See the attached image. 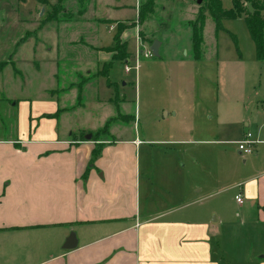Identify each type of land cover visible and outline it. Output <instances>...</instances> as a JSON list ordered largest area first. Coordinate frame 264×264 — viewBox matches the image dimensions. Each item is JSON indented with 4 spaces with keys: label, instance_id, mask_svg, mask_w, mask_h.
Segmentation results:
<instances>
[{
    "label": "rangeland",
    "instance_id": "374dc122",
    "mask_svg": "<svg viewBox=\"0 0 264 264\" xmlns=\"http://www.w3.org/2000/svg\"><path fill=\"white\" fill-rule=\"evenodd\" d=\"M148 1L0 0V139L22 137L20 117L37 93L44 94L40 86L55 83L57 94L63 90L65 98L34 99L46 112L56 107L50 101L66 106L55 116L59 128L53 138L73 131L82 138L92 133L96 154L111 144L141 140L125 157L127 162L141 163L142 178L148 170L151 182L160 176L174 178L180 193L169 204L184 214L182 220L219 219L222 233L213 237L214 262L264 264V224L239 227L243 213L235 200L241 169L255 153H239V142L246 131L259 128L264 138V59L244 16L224 18L216 28L207 0H150L152 12L146 10L140 25V49L134 26L123 34L129 63L127 58L100 62L93 49L96 32L98 42L112 45L123 24L110 23L137 20ZM181 1H190L192 7ZM167 2L168 9L175 8L162 15ZM220 3L223 9L233 6V0ZM201 12L204 56L195 59L191 24L193 14ZM98 18L108 20L99 25ZM152 37L161 43L159 56L150 52ZM20 38L21 44H14ZM56 50L63 62L53 76ZM15 52L22 60L20 72L4 64ZM34 58L42 66L36 68ZM40 119L45 118L38 117L37 124ZM45 133L41 136H49ZM149 194V201L141 199L142 211L161 196L157 191ZM19 237L23 246L14 243ZM29 237L0 233V264H34Z\"/></svg>",
    "mask_w": 264,
    "mask_h": 264
},
{
    "label": "crops",
    "instance_id": "0c3cea01",
    "mask_svg": "<svg viewBox=\"0 0 264 264\" xmlns=\"http://www.w3.org/2000/svg\"><path fill=\"white\" fill-rule=\"evenodd\" d=\"M169 3L163 4L162 15L175 8L172 5L168 9ZM178 3L188 9L191 6L190 1ZM142 7L152 12L147 2ZM139 15L140 9L137 20L119 18L116 23H110V27L123 24L119 28L121 34L114 37L112 45L98 42L100 35L96 32L93 49L100 62L106 64L109 58H114L117 38L125 44L122 55L129 57L125 47L127 37L123 35L129 26L137 31L140 49L139 31L143 19ZM193 16L195 19L196 14ZM107 20L98 18V24H105ZM23 39L14 44L20 45ZM56 52L58 59L51 60L53 76L63 62L59 58L61 51ZM38 61L34 58L36 68L42 66ZM129 61L127 58L126 63ZM21 62L15 52L4 64L17 68ZM125 71L130 72L126 68ZM54 84L40 86L45 92L37 93L34 99L50 100L55 95L58 99L65 98L66 92L62 90L57 94L55 87L59 86ZM34 99L20 117L24 119L22 137L0 139V233L30 234V245L35 249L31 254L34 264H216L213 237L222 233L219 219L182 220L184 214L169 204L180 193L174 178L160 176L151 182L147 178L148 170L144 172L146 178H142L141 163L127 162L125 157L132 155L133 146L141 140L111 144L96 154L93 152L96 141L86 139L85 134L82 138L73 131L68 132L67 137L55 139L53 133L59 125H55L54 119L66 106L50 101V106L56 107L46 112ZM174 114L177 115V110ZM38 117L45 119L37 124ZM42 131L49 136H41ZM247 133H251L256 142L255 153L241 169L239 191L235 195V200L237 195L243 199L242 203L236 200L243 213L238 224L241 228L252 223L264 224L263 130L246 131L244 138ZM150 191L161 192V196L154 205L147 203L146 210L142 211L141 199L149 201ZM175 211L178 213L173 216ZM169 215H172L170 219ZM71 233H75L78 244L73 249H65L63 245ZM20 238L14 243L23 246Z\"/></svg>",
    "mask_w": 264,
    "mask_h": 264
},
{
    "label": "trees",
    "instance_id": "16d2710c",
    "mask_svg": "<svg viewBox=\"0 0 264 264\" xmlns=\"http://www.w3.org/2000/svg\"><path fill=\"white\" fill-rule=\"evenodd\" d=\"M207 1H209L210 10L213 19L215 20L216 28L219 27L221 20L224 18H237L244 16L250 34L256 44L258 56L259 58L264 59V0H233V6L231 9H223L220 0ZM151 4L152 2L149 0L147 6H150L151 8ZM145 14H147V11H144L142 7L140 9L139 17L143 19ZM204 25L205 14L204 12H201L191 24L190 40L192 45V57L195 59H200L204 56ZM141 36L139 33L140 38ZM154 40V37L148 38L149 44ZM115 42L114 49L116 53L114 54V58H124L122 50L125 44H121V41L118 38L115 39Z\"/></svg>",
    "mask_w": 264,
    "mask_h": 264
},
{
    "label": "water",
    "instance_id": "95a60500",
    "mask_svg": "<svg viewBox=\"0 0 264 264\" xmlns=\"http://www.w3.org/2000/svg\"><path fill=\"white\" fill-rule=\"evenodd\" d=\"M201 0H198V2H200ZM161 43L158 41V39H155L152 44L150 45V51L152 52V54L154 56H159V45ZM91 134H87L85 136L86 139H90L91 138ZM78 242H77V238H76V235L75 233H71L69 235V237H67L63 247L65 249H73L77 246Z\"/></svg>",
    "mask_w": 264,
    "mask_h": 264
},
{
    "label": "built area",
    "instance_id": "2783aa9c",
    "mask_svg": "<svg viewBox=\"0 0 264 264\" xmlns=\"http://www.w3.org/2000/svg\"><path fill=\"white\" fill-rule=\"evenodd\" d=\"M130 69H131L130 67H126L127 71H129ZM251 136H252L251 133H247L245 138L239 142V149L243 155L250 154L253 151V145L255 144L256 141L253 140ZM236 200L238 203L243 202L241 195H237Z\"/></svg>",
    "mask_w": 264,
    "mask_h": 264
}]
</instances>
